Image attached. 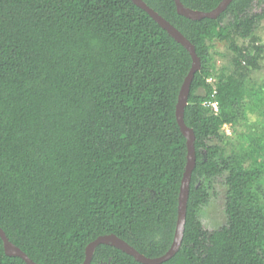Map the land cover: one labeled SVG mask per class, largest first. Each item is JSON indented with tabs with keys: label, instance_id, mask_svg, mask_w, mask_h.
<instances>
[{
	"label": "trees",
	"instance_id": "16d2710c",
	"mask_svg": "<svg viewBox=\"0 0 264 264\" xmlns=\"http://www.w3.org/2000/svg\"><path fill=\"white\" fill-rule=\"evenodd\" d=\"M195 47L185 123L195 134L184 239L163 264H264L261 172L225 157L221 130L249 99L264 47V0H234L217 19L180 16L173 0H143ZM209 12L223 0H180ZM249 42L240 46L239 41ZM216 42L234 53L219 68ZM189 52L132 0H0V228L36 264H84L116 235L139 254L171 248L188 160L176 109ZM232 67L233 70H230ZM218 81V115L207 79ZM225 177L227 224L199 219ZM91 264H142L111 245ZM0 264H26L7 254Z\"/></svg>",
	"mask_w": 264,
	"mask_h": 264
},
{
	"label": "water",
	"instance_id": "95a60500",
	"mask_svg": "<svg viewBox=\"0 0 264 264\" xmlns=\"http://www.w3.org/2000/svg\"><path fill=\"white\" fill-rule=\"evenodd\" d=\"M133 3L149 14V16L163 29L169 36H171L177 43L182 45L190 54L192 58V69L187 76L177 104L176 118L180 131L187 138L188 145V160L184 178L182 180L180 197H179V209H178V220L175 232V237L171 248L165 253V255L158 258H148L142 254H139L133 247H131L124 240L120 239L116 235H107L99 237L97 240L92 242L86 249V260L84 264H91L94 251L101 245H111L123 253L133 257L137 262L142 264H163L171 260L177 255V252L182 247L186 218H187V204L190 193L192 173L196 167V150H195V134L192 129L188 128L185 123V109L188 105V98L191 91V85L194 80L195 74L201 70V60L196 53L195 47L190 43V41L173 25H171L162 16L156 13L152 8H150L143 0H132ZM176 4L177 13L192 21H202L204 19L217 20L224 11L233 3L234 0H223L219 6L209 12H199L194 11L185 7L180 0H173ZM0 238L4 243L5 250L8 255L21 258L26 264H36L33 262L24 252L16 248L8 240L5 232L0 228Z\"/></svg>",
	"mask_w": 264,
	"mask_h": 264
},
{
	"label": "rangeland",
	"instance_id": "374dc122",
	"mask_svg": "<svg viewBox=\"0 0 264 264\" xmlns=\"http://www.w3.org/2000/svg\"><path fill=\"white\" fill-rule=\"evenodd\" d=\"M257 44L264 47V21L256 31ZM249 42L239 41L240 46L248 45ZM217 66H229L234 53L229 50V44L216 42L212 51ZM259 69L251 71V79L254 87L259 90L264 86V52L258 59ZM230 70H233L232 67ZM237 118L229 124V132L221 130L225 141L222 146L225 157L239 156L246 167H257L261 172L260 184L261 195L264 203V99L247 98L241 110L235 112ZM211 199L207 206L201 209L199 219L208 232H214L227 224L226 213L227 187L225 177L217 178L211 188Z\"/></svg>",
	"mask_w": 264,
	"mask_h": 264
},
{
	"label": "built area",
	"instance_id": "2783aa9c",
	"mask_svg": "<svg viewBox=\"0 0 264 264\" xmlns=\"http://www.w3.org/2000/svg\"><path fill=\"white\" fill-rule=\"evenodd\" d=\"M207 83L212 87L213 89V95L212 100H209L204 103V106L212 111L213 114L218 115L220 111V105L218 101L216 100V97L218 95V88H217V79L215 77H210L207 79ZM222 130L227 133V135H231V132H229L230 128L229 125H224Z\"/></svg>",
	"mask_w": 264,
	"mask_h": 264
}]
</instances>
